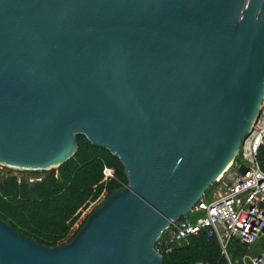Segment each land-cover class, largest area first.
<instances>
[{"label": "water", "instance_id": "95a60500", "mask_svg": "<svg viewBox=\"0 0 264 264\" xmlns=\"http://www.w3.org/2000/svg\"><path fill=\"white\" fill-rule=\"evenodd\" d=\"M263 94L264 0H0V165L57 169L82 135L127 180L55 247L0 220V264H161Z\"/></svg>", "mask_w": 264, "mask_h": 264}, {"label": "trees", "instance_id": "16d2710c", "mask_svg": "<svg viewBox=\"0 0 264 264\" xmlns=\"http://www.w3.org/2000/svg\"><path fill=\"white\" fill-rule=\"evenodd\" d=\"M76 140L77 151L72 158L57 169L43 171L39 181L28 182L13 175H0V220L15 232L47 247L63 244L103 191L107 196L127 185L123 166L117 157L92 145L82 135H77ZM105 170L113 172L112 179L105 178ZM85 218L68 242L74 238ZM183 220L188 223L196 221L195 217ZM246 252L244 246L233 241L226 247V258L215 238L201 234L191 238L187 246L173 244L169 253H161V264H240Z\"/></svg>", "mask_w": 264, "mask_h": 264}, {"label": "built area", "instance_id": "2783aa9c", "mask_svg": "<svg viewBox=\"0 0 264 264\" xmlns=\"http://www.w3.org/2000/svg\"><path fill=\"white\" fill-rule=\"evenodd\" d=\"M237 159L240 163L232 161L215 180L210 188L213 193L211 198L205 200L204 197L199 201L191 214L196 212L202 215L194 223L181 219L172 222L161 234L164 239H158L156 243V250L160 254L169 253L173 244L187 246L191 238L203 234L206 238L217 240L221 254L226 258V247L234 241L247 249L240 264H264V94L258 114L241 141ZM242 165L244 174L239 172ZM104 175L106 179L113 178L111 170H105ZM39 180L35 178L29 182ZM105 197L106 192L103 191L89 209L100 204ZM84 216L63 244L72 237Z\"/></svg>", "mask_w": 264, "mask_h": 264}, {"label": "rangeland", "instance_id": "374dc122", "mask_svg": "<svg viewBox=\"0 0 264 264\" xmlns=\"http://www.w3.org/2000/svg\"><path fill=\"white\" fill-rule=\"evenodd\" d=\"M3 175V176H6V175H13V176H16L17 178H24L26 179L28 182L29 180L31 179H35L36 177L40 178L44 175L43 172H30V171H22V170H19V169H14V168H8V167H4V166H1L0 165V175ZM213 195L212 191L210 193H207V198H205V200H209L211 198V196ZM98 205H95L93 207H91L88 212L85 214L84 217L87 216L88 213H90L94 208L98 207ZM195 217V220L198 219V215L197 214H190L189 216H187L186 218L188 220L190 219H194ZM84 219V218H83ZM159 239H164V235L160 236Z\"/></svg>", "mask_w": 264, "mask_h": 264}]
</instances>
